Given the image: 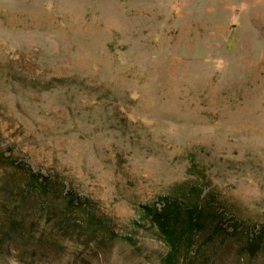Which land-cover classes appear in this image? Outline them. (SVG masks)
Here are the masks:
<instances>
[{"label":"rangeland","instance_id":"obj_1","mask_svg":"<svg viewBox=\"0 0 264 264\" xmlns=\"http://www.w3.org/2000/svg\"><path fill=\"white\" fill-rule=\"evenodd\" d=\"M185 179L264 226V0H0V264H162L143 205Z\"/></svg>","mask_w":264,"mask_h":264},{"label":"trees","instance_id":"obj_2","mask_svg":"<svg viewBox=\"0 0 264 264\" xmlns=\"http://www.w3.org/2000/svg\"><path fill=\"white\" fill-rule=\"evenodd\" d=\"M26 184L41 195H48L57 186L50 176L33 170L26 174ZM64 196L73 203L78 199L70 190ZM21 213L22 210L16 208L11 211L7 232L17 233L24 225ZM143 215L167 245L162 264H214L216 258L212 253L220 239L223 244L244 239L238 245L242 254L264 253V226L239 216L233 217V221L228 220V213L206 190V185L191 179L176 182L168 194L144 204ZM88 222L95 224L91 213Z\"/></svg>","mask_w":264,"mask_h":264}]
</instances>
